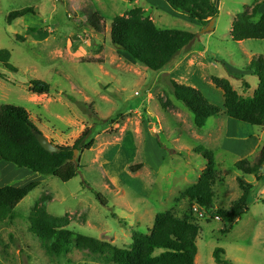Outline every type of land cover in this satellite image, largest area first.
Instances as JSON below:
<instances>
[{"label":"rangeland","instance_id":"374dc122","mask_svg":"<svg viewBox=\"0 0 264 264\" xmlns=\"http://www.w3.org/2000/svg\"><path fill=\"white\" fill-rule=\"evenodd\" d=\"M212 1L218 14L204 33L202 25L163 0H0V50L9 51L17 70L0 64V105L27 111L55 146H72L86 128H92L95 140L80 154L77 176L66 183L0 161V187H17L22 195L14 220L0 232V264H110L74 247L59 257L46 255L26 220L44 195L50 197L49 215L70 219L67 230L117 248H128L134 231L147 234L158 213L170 212L200 228L195 264H216V248L232 264H264V164L254 175L234 168L240 160L256 162L264 128L227 118L223 94L212 84V78L226 79L239 95H252L257 79L244 68L264 55V40L236 42L230 32L246 7L262 3L261 14L264 0ZM27 7L34 16L6 23L10 12ZM133 8H141L160 29L195 35L161 71L145 70L110 42L112 19ZM94 14L101 18L97 29L91 24ZM33 79L48 84L49 94H31ZM171 80L198 90L220 113L197 130L192 114L174 99ZM244 82L249 91L243 90ZM159 98L173 106L163 111ZM197 146L213 153L218 172L209 211L183 197L206 166ZM237 178L252 190L239 218L223 233L215 212H229L241 197Z\"/></svg>","mask_w":264,"mask_h":264},{"label":"trees","instance_id":"16d2710c","mask_svg":"<svg viewBox=\"0 0 264 264\" xmlns=\"http://www.w3.org/2000/svg\"><path fill=\"white\" fill-rule=\"evenodd\" d=\"M128 1L134 3L137 0ZM163 1L172 11L203 27L218 14L212 0ZM262 5L256 2L246 7L233 21L230 32L233 41L264 40V12L259 13ZM30 15L34 16V9L31 7L12 11L7 15L6 23L11 25ZM100 20L98 15L92 16L93 28L99 27ZM109 36L116 50L126 53L137 65L152 72L161 71L171 64L195 38L194 34L187 31L158 28L141 8H133L123 15L115 16L110 23ZM9 60V51L0 50V64L5 70L15 73L17 70L10 65ZM244 69L257 79V86L250 97L239 95L226 79L212 78V84L223 94V109L227 118L264 128V55L250 60ZM170 85L174 99L192 114L197 130L202 129L208 119L220 113L198 90L173 80ZM250 89V84L244 82L243 90L246 92ZM28 91L37 96L47 95L50 87L33 79L28 83ZM158 103L163 111L173 106L170 100L164 101L161 98ZM38 132L41 133L27 111L12 105H0V161L12 164L17 170L26 169L33 174L56 178L63 183L74 179L79 172L80 154L90 151L95 144L92 128H86L72 146H56L57 152L52 154L38 143L35 137ZM74 151L79 154L76 159ZM195 153L205 160L206 166L196 184L184 190L183 197L189 203L209 211L214 207L212 189L218 175L215 159L213 153L202 146H197ZM263 164L264 146L255 163L240 160L234 164V168L242 174L254 175L262 170ZM137 168L140 169V165ZM237 184L242 194L231 210L215 212L224 223L223 233H227L228 228L239 218L240 210L246 207L252 190V185L241 178H237ZM95 196L102 205L107 204L101 194L95 193ZM49 200L48 195L42 196L26 219L29 231L39 240L49 257H59L70 247H74L89 257L99 258L110 264H195L200 228L174 217L170 212L158 213L147 234L134 231L128 248H117L107 242L67 230L70 223L68 216L59 218L47 213L46 203ZM21 201L20 189L11 185L0 187V232L4 225L12 223L13 211ZM212 255L216 264H232L223 259L224 251L220 248H216Z\"/></svg>","mask_w":264,"mask_h":264},{"label":"water","instance_id":"95a60500","mask_svg":"<svg viewBox=\"0 0 264 264\" xmlns=\"http://www.w3.org/2000/svg\"><path fill=\"white\" fill-rule=\"evenodd\" d=\"M213 24H214V19L208 22V24L204 27L203 32L206 33V32L211 31L213 28ZM35 137L38 143L42 146V148L45 151L51 154L57 152V147L53 143H51V141H49L44 135L38 132V133H35ZM77 155H78V152L74 151V159L77 158Z\"/></svg>","mask_w":264,"mask_h":264},{"label":"crops","instance_id":"0c3cea01","mask_svg":"<svg viewBox=\"0 0 264 264\" xmlns=\"http://www.w3.org/2000/svg\"><path fill=\"white\" fill-rule=\"evenodd\" d=\"M168 7H169V6H168ZM263 8H264V6H263ZM261 9H262V8H261ZM263 12H264V11H263ZM263 12H262V13H263ZM248 73H250V74H251V72H248ZM253 91H254V90H253ZM216 139H217V138H216Z\"/></svg>","mask_w":264,"mask_h":264},{"label":"built area","instance_id":"2783aa9c","mask_svg":"<svg viewBox=\"0 0 264 264\" xmlns=\"http://www.w3.org/2000/svg\"><path fill=\"white\" fill-rule=\"evenodd\" d=\"M217 219H219V217H217Z\"/></svg>","mask_w":264,"mask_h":264}]
</instances>
